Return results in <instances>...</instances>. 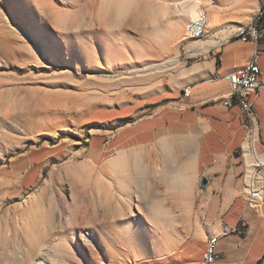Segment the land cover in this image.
Here are the masks:
<instances>
[{
    "label": "rangeland",
    "instance_id": "374dc122",
    "mask_svg": "<svg viewBox=\"0 0 264 264\" xmlns=\"http://www.w3.org/2000/svg\"><path fill=\"white\" fill-rule=\"evenodd\" d=\"M178 1L0 0V264L28 240L59 254L57 259L49 255L44 264L194 259L185 254L187 242L210 234L212 222L210 213L199 212L197 195L195 209L175 231L161 234L153 226L157 193L167 188L159 187L163 180L154 178L150 166H162L161 177L173 175L167 157L130 159L126 188L121 170L104 175L112 192L128 199L122 202L123 208L129 204V213L119 216L74 172L85 162L95 168L107 164L124 147L100 152L96 137H110L145 104L172 96L185 84L180 71L209 58V49L190 55L188 47L209 39L222 43L250 22L251 0H226L237 5L220 11L219 27L199 41L181 40L188 18L181 6L177 11ZM206 1L200 4L209 14ZM173 19L179 23L173 43L179 44L162 50V33ZM219 28L226 31L213 36ZM176 59L177 64L166 65ZM135 164L141 168L135 170ZM42 207L54 229L40 236ZM20 211L33 214L35 228L28 239L17 227Z\"/></svg>",
    "mask_w": 264,
    "mask_h": 264
},
{
    "label": "crops",
    "instance_id": "0c3cea01",
    "mask_svg": "<svg viewBox=\"0 0 264 264\" xmlns=\"http://www.w3.org/2000/svg\"><path fill=\"white\" fill-rule=\"evenodd\" d=\"M251 5L249 20L259 6H264V0H251ZM256 50L258 43L229 36L218 49L217 45L209 48V58L194 63L200 66L189 71L185 84L172 96L145 104L139 109L141 114L134 112L135 117L117 127L110 137H96L100 152L120 146L124 148L119 152L133 154L142 151V158L149 157L153 161L155 156L167 157L174 174H162V178L179 181L173 194H186L182 187L187 183L193 205V197L197 195L200 198L199 212L210 213L212 222L208 230L211 233L199 237L196 243L187 242L186 256L194 254L195 257L180 264L199 263L211 236L217 237L218 257L213 264H264V200L253 205L245 194L242 152L246 131L241 127L243 116L237 105L223 104L224 97L229 95L226 75L246 65ZM262 55L258 58L261 87L250 98L255 103L259 141L264 145ZM185 88L189 90L188 96L180 93ZM259 144L256 149L264 153ZM150 167L153 172L156 167L160 172L163 170L157 163ZM100 168L108 175L113 172L108 162ZM239 173H242L240 178ZM202 179L207 181L205 185L201 184ZM261 188L264 191L263 177Z\"/></svg>",
    "mask_w": 264,
    "mask_h": 264
},
{
    "label": "bare ground",
    "instance_id": "6f19581e",
    "mask_svg": "<svg viewBox=\"0 0 264 264\" xmlns=\"http://www.w3.org/2000/svg\"><path fill=\"white\" fill-rule=\"evenodd\" d=\"M200 1L201 0H181L176 3L177 11L178 7L181 6L179 8L183 9L184 16L188 18L187 22L183 25L184 38H182L181 40L197 39V36H202V29H194V31L186 30L189 27V21L192 20V22H199L200 16H202V7H197V4H200ZM218 1L221 3L223 2V6H219V8H217L216 5L212 4V0L206 1L209 5L208 29H203V36L207 34L209 29H215L221 25V15L219 14L220 11H227L230 7H234L237 5L233 2H231V4H228L226 3V0ZM246 29L247 25L239 26V30ZM177 30H179V23L176 21V19H173L167 23L166 28L162 33V40L160 42V47L162 50L171 49L174 44H179L178 42L173 43L177 35ZM224 31H226V29L219 28L214 32L213 36H216L218 33ZM238 38L243 41L252 40L258 43L257 39H250L249 36H239ZM216 44H220V42L216 39L195 42L192 44L191 48L188 47L187 51L190 55L202 53L206 52L210 47ZM257 53L258 50L254 52L251 58L257 56ZM175 64H177V59L171 60L169 64L166 65L173 66ZM198 66L200 65L193 64L190 68L182 69L180 71L181 75H183L184 78L187 77L189 71ZM244 66H250V59ZM152 67L157 68L158 66L154 65ZM152 67H150L149 69H153ZM233 104L237 105L242 113V127L246 131L242 152V160L245 167V194L253 205H259L264 193L261 188V179L262 177L264 178V153L258 152L255 145L257 143H260L259 145L261 146L262 150H264V146L259 141L258 118L257 116L253 115L252 111H250L249 106H247L241 95H234ZM164 143L167 144V142ZM143 154L144 152L142 151H135L133 154H128L127 152H118L116 156L108 161V166L111 170H121L122 174L124 175V179L122 180V185L124 186V188L127 187L126 181L127 178L129 179L130 177H128V175H130L129 171L131 172V165L129 160L134 159L135 162H137L142 158ZM74 167V172H79L80 175L85 178L84 183L86 184L89 182L94 187L98 199L101 201H105L107 208L112 210L115 216H119V214L123 213L124 210H126V213H129V204L128 207L123 208V206L125 205L124 202H122H128V199L121 194L112 192L111 179H108L104 176L105 173L103 168H95L92 164L86 162L83 164H77ZM140 168L141 166H138L137 164L134 165L135 170H138ZM142 169H147V166L143 165ZM154 178L160 180L162 179L163 181L159 183V187H165L167 188V190H162L161 192L157 193L159 198L156 200V206L152 214L154 223L153 226L161 234H170L178 228V225H181L185 222V219L190 216L191 212L195 208L189 196V188L187 183L182 187L183 191L186 192V194L177 196L174 195L173 192L176 188H178L179 181L162 178L160 176V170L157 167L154 171ZM125 194L128 193L125 192ZM41 212L43 214V216H41L43 225H39L40 236L48 228L54 229L51 214H49V211L44 216V212L46 213V210L44 211V208L42 207ZM18 221L19 223L21 221L22 225L18 224L17 227L20 229L22 228L21 230H23V233L28 239V235L30 233H33V230L35 228V226L33 225L32 212L26 214V212L20 211L18 214ZM44 223L47 224V226ZM215 240H217L216 236H211L208 238L206 249L204 252H208L211 250V245ZM45 245L48 244H36L35 242H32L30 240H28V242L23 247L22 245H20V243H18L16 247L17 249L10 251V260L5 261L4 264H44L45 259L48 258L49 255L57 259L59 257V254L50 250V246L45 247Z\"/></svg>",
    "mask_w": 264,
    "mask_h": 264
},
{
    "label": "built area",
    "instance_id": "2783aa9c",
    "mask_svg": "<svg viewBox=\"0 0 264 264\" xmlns=\"http://www.w3.org/2000/svg\"><path fill=\"white\" fill-rule=\"evenodd\" d=\"M197 7H202V16H200L199 22L189 21V27L186 30L202 29V36H197V39H191L190 41H199L203 39V29H208V14L202 4H197ZM263 10L258 7L256 13L251 17L250 22L247 24L246 30H239V26L236 30L232 31L230 37L249 36L250 39L258 40V53L257 56L250 59V66H240L226 75V79L229 86V95L224 97L223 104L225 106L233 105L234 95H241L242 99L249 106L250 111L254 116H257L255 112L254 100L250 98L252 93H255L257 89L261 87V71L258 65V58L260 54H264V28H260L254 22V18L257 15H262ZM189 90L186 88L183 90V95L188 96ZM242 127V125H241ZM261 142V141H260ZM263 145V143H261ZM264 146V145H263ZM264 194V193H263ZM216 241L212 243L211 250L203 253V258L196 264H213L218 255L216 251Z\"/></svg>",
    "mask_w": 264,
    "mask_h": 264
},
{
    "label": "trees",
    "instance_id": "16d2710c",
    "mask_svg": "<svg viewBox=\"0 0 264 264\" xmlns=\"http://www.w3.org/2000/svg\"><path fill=\"white\" fill-rule=\"evenodd\" d=\"M261 9L263 10V13L262 15H257L255 18H254V22L256 23L257 26H259L260 28H264V6H261ZM127 121H125L123 124H125ZM122 124H118L116 125L115 127H119L121 126ZM262 199L264 200V194H263V197Z\"/></svg>",
    "mask_w": 264,
    "mask_h": 264
},
{
    "label": "water",
    "instance_id": "95a60500",
    "mask_svg": "<svg viewBox=\"0 0 264 264\" xmlns=\"http://www.w3.org/2000/svg\"><path fill=\"white\" fill-rule=\"evenodd\" d=\"M180 93L183 94V90ZM206 183H207V181L205 179H202L201 184L205 185Z\"/></svg>",
    "mask_w": 264,
    "mask_h": 264
}]
</instances>
